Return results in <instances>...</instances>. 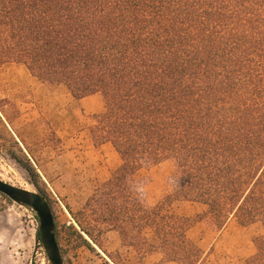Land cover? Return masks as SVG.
<instances>
[{"label": "trees", "instance_id": "1", "mask_svg": "<svg viewBox=\"0 0 264 264\" xmlns=\"http://www.w3.org/2000/svg\"><path fill=\"white\" fill-rule=\"evenodd\" d=\"M12 63L104 99L88 130L121 164L70 209L79 243L116 231L137 255L204 264L190 228L234 219L263 227L243 264H264V0H0V66ZM165 161L170 190L152 204L138 173ZM184 201L205 210L181 215Z\"/></svg>", "mask_w": 264, "mask_h": 264}, {"label": "rangeland", "instance_id": "2", "mask_svg": "<svg viewBox=\"0 0 264 264\" xmlns=\"http://www.w3.org/2000/svg\"><path fill=\"white\" fill-rule=\"evenodd\" d=\"M104 109L100 94L78 101L64 86L33 78L23 65H1L0 177L48 196L62 232L64 264H180L159 253L137 255L122 245L116 231L106 232L93 251L64 228L72 220L70 209L79 210L121 164L113 146H95L88 130L92 116ZM174 171L175 164L165 161L138 173L148 202L163 199ZM174 207L188 217L205 210L202 204L185 201ZM37 229L39 218L33 209L0 193V264H51ZM262 231L260 224L243 226L234 219L221 231L197 221L189 236L207 253L204 264H243Z\"/></svg>", "mask_w": 264, "mask_h": 264}, {"label": "water", "instance_id": "3", "mask_svg": "<svg viewBox=\"0 0 264 264\" xmlns=\"http://www.w3.org/2000/svg\"><path fill=\"white\" fill-rule=\"evenodd\" d=\"M0 193L6 195L20 205L30 207L37 213L41 242L51 264H64L62 250L56 235L55 215L44 195L38 191L11 184L1 177Z\"/></svg>", "mask_w": 264, "mask_h": 264}, {"label": "crops", "instance_id": "4", "mask_svg": "<svg viewBox=\"0 0 264 264\" xmlns=\"http://www.w3.org/2000/svg\"><path fill=\"white\" fill-rule=\"evenodd\" d=\"M27 69V68H26ZM32 76V75H31ZM33 78H36V77H34V76H32ZM44 84H47V83H44ZM92 96V95H91ZM89 97V96H88ZM87 97H85V98H80V99H76V100H78V101H83L84 99H86Z\"/></svg>", "mask_w": 264, "mask_h": 264}]
</instances>
